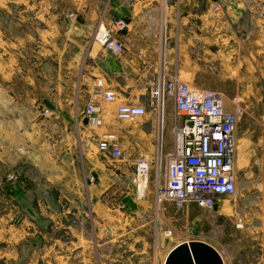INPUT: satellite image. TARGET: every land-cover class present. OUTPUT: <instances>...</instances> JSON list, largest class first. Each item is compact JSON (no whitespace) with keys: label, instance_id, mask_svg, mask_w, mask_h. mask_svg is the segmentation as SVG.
<instances>
[{"label":"crops","instance_id":"crops-1","mask_svg":"<svg viewBox=\"0 0 264 264\" xmlns=\"http://www.w3.org/2000/svg\"><path fill=\"white\" fill-rule=\"evenodd\" d=\"M23 1L26 4L27 0ZM105 1L76 0L74 4L79 18L70 17L69 12L65 18L74 22L65 30L73 35L52 40L50 48L48 41L42 39V33L49 31L47 28H37L41 39L38 45H33L31 14L27 8L19 10L22 13L19 12L17 17L13 8L0 13V190L7 193L11 201L4 207L7 212H0V223H6L8 234L1 241L9 242L13 247L17 248L26 236L35 233L29 227L35 220L51 222L56 228L68 230L65 232L77 239L71 251L81 246V239L87 242L88 248L91 247L92 238L85 234L84 217L91 200L90 210L98 209L93 201L110 191L117 177L128 184L134 173V167L130 171L128 158L136 152V145L138 151L155 152L157 130L154 122L139 124L144 125L141 131L148 135L145 140H139L140 134H136L137 128L134 127L117 131L125 158L127 155L123 161L125 166L121 168L125 175L116 172L112 178L113 171L105 160L101 161L103 169L97 173L98 184L91 185L84 174L78 173L76 161L80 156L88 163L90 158L96 159L91 151L95 136L82 114L94 97L91 84L95 78L103 77L119 96L131 95L142 90L148 77L166 68L169 49L193 47L202 42L207 44L202 41L201 33L207 28L208 16L200 6L201 0H109L103 23L108 25L117 17L128 21V28L119 34L125 49L122 54L113 55L96 41L89 48L87 38L98 25L100 6ZM6 2L0 0L2 4ZM63 14L64 7L55 16L63 18ZM55 30L60 36L61 29L56 27ZM116 106L111 108L113 115ZM44 109H52L55 113L44 115ZM15 167L23 168L24 184L4 182L6 173ZM121 183L118 186L124 192ZM125 192L120 201L126 205L120 227L127 223L130 229L126 227V233L135 232L136 237L143 239L141 231L151 223L154 233L159 235L156 248L149 257L150 264H165L174 247L191 240L205 242L218 253L227 250L221 255L224 264H264L262 218L259 219L262 222L260 228L248 226L259 223L258 218L246 222L244 228L250 234L246 245L241 247L243 239L235 237L239 231L236 221L232 222L231 242L224 237L227 231L221 198L216 200L212 209L191 204L185 212H177L171 204L157 206L151 191L148 195H139L135 188L127 185ZM144 204L153 216H145ZM111 222L108 216L103 224L109 232L105 244H112L123 235L117 233V223ZM166 230H170L171 235L162 239ZM104 264L111 262L105 260Z\"/></svg>","mask_w":264,"mask_h":264},{"label":"rangeland","instance_id":"rangeland-1","mask_svg":"<svg viewBox=\"0 0 264 264\" xmlns=\"http://www.w3.org/2000/svg\"><path fill=\"white\" fill-rule=\"evenodd\" d=\"M6 1L4 4L0 3V13H4L3 10L6 11V8H13L16 10L17 17L19 12L22 13L19 10L24 8L29 10L32 25L30 33L33 45H38L41 39L37 28H47L49 30L42 33V39L48 41L49 48L52 46V40H60L73 35V33H67L65 30L69 26H73L74 22L70 18H65L68 12L72 13L73 17L79 18L76 11L77 7L74 4L76 0H27L26 4L23 0ZM109 4L110 1L106 0L100 6L98 23L105 18ZM200 6L203 10H206L208 16L207 28L201 33L202 41H207V44L203 45L202 42L193 47H173L169 49L168 60L165 64L166 68L163 69L169 74L179 75L183 81L193 88L219 92L229 109H233L235 104H239L243 108V115L236 126L237 155L235 168L238 193L232 197L222 198L221 204L223 206L222 211L224 214L222 217L224 218L225 231H227V236L224 237L230 243L232 222L236 221L237 226V223L242 221L243 226L237 227L239 231L235 237L236 239H243L241 247H244L250 234V231L244 228L246 222L256 221L255 219L258 218L259 223L248 224V226L260 228L262 227L261 221H264V0H201ZM62 7H64L63 18L59 15L56 17V12H59ZM42 12L47 13V15H41ZM10 20H12L11 17ZM55 24L56 26H53ZM56 27L61 29L60 36L58 31L55 30ZM94 31L87 38L89 48L94 42ZM81 72L82 65L80 74ZM149 79L150 77L145 81L142 90H137L130 95L131 100L136 102L146 100V87ZM236 97L238 101L234 102L233 99ZM97 100L102 103L104 110L102 124L91 129L95 136V144H92L91 151L95 153L96 159L90 158L88 163L80 156L76 161L78 173L84 174L91 185L98 184L100 179L97 173L103 169L101 163L103 160L107 162V165L113 171L112 178L115 177L116 172H123L121 168L125 166L123 161H125L127 155L126 158L125 155L123 158H113L108 153L100 151L99 141L102 139L103 134L110 130L127 131L134 127L137 128L136 134H140L138 136L141 141L148 136L141 131V129H144L143 126L148 122H154L157 130L155 152L150 154L151 152H145L141 149L138 151L136 145V152L130 154L128 158L131 162L129 165L130 171L134 167L135 173L136 157L141 154H148L152 157L149 184L144 193L148 195L147 193L151 191L154 194L156 178L160 171L161 176L164 174L165 153L171 151L173 144V125L176 121L173 100L168 99L166 102L161 126H159V116L153 109L149 108L147 116L140 118L138 121L118 120L116 112L114 115L111 112V108L116 103H107L101 98H97ZM50 110L53 115L55 111ZM140 121L143 122L140 123ZM159 130L163 134L160 141L163 143V155H160L162 162L160 170L157 166L158 158H160L157 147ZM146 132L148 131L146 130ZM141 147L142 143L139 145V148ZM134 173L128 184L123 183L121 177H117L116 182H112L109 188L110 191L107 190L100 197L97 196L93 202L97 207L99 206L98 209L91 208L90 210L92 200L87 206L88 214L84 216L87 230L85 234L92 238L91 247L88 248L87 242L81 239L79 243L81 246L71 251V247L75 246L74 243L77 239H74L70 232H65L68 230L56 228L54 223L51 222L45 223L35 220L29 226L35 233L26 236L27 238L22 242L17 240L20 244L16 248L7 241H1V238L7 237L8 234L6 223H0V264H104L105 260L108 263L111 262V264H150L149 257L156 248L159 239L158 233H154L152 224L148 223L144 226L140 234L144 236L143 239L136 237L135 232L127 234L125 229L129 227L127 223L122 227L119 225L121 221L123 222L122 219L125 218L123 211L126 209V205L120 201L126 193L127 185L136 190L133 181ZM11 174H14L16 179L10 180ZM23 174L22 167H15L6 173L4 182L6 184H19L21 182L24 184L26 176H23ZM123 174L125 175V172ZM163 177L164 175L162 180ZM27 178L30 177L27 176ZM121 181L124 192L118 186ZM99 188L102 189V187ZM8 197L7 193L0 190V205L3 204L0 212L1 210L4 212L7 210L4 207L11 202ZM147 207L144 204L142 208L148 218L153 216V213L149 212ZM103 209L104 212H102ZM108 216L112 219L111 223H117L115 225L117 233L123 234L121 238H116L117 240L112 244L104 243L106 234L108 235L109 232L107 233L103 224ZM81 218L83 220V217ZM260 218H262L261 221ZM76 221H79V219L76 218ZM164 235L162 239H167L169 238L167 236H170L166 235L165 232ZM17 237H19V232H17ZM119 238L123 240H119ZM118 240L119 242H117ZM249 242L252 245V242ZM142 250L144 252H141Z\"/></svg>","mask_w":264,"mask_h":264},{"label":"built area","instance_id":"built-area-1","mask_svg":"<svg viewBox=\"0 0 264 264\" xmlns=\"http://www.w3.org/2000/svg\"><path fill=\"white\" fill-rule=\"evenodd\" d=\"M69 15L74 16L72 13ZM128 24L123 17L110 20L108 25L101 20L94 31V41L109 53L120 55L125 46L119 34L128 28ZM91 88L94 97L82 111L91 127L103 122L104 108L97 98L107 103H116V118L128 121H138L147 114L149 108L155 110L158 116L161 111L165 114L167 100H173L176 118L173 144L171 151L165 153L163 180L161 171L156 178L154 200L157 206L169 203L177 212H185L191 204L212 209L217 199L238 193L236 126L243 115V108L239 104L229 109L219 92L193 88L179 75L169 74L165 69L148 80L145 101L136 102L130 99V95H117L103 77L95 78ZM233 101H238L237 97ZM50 113V109L43 110L44 115ZM99 150L113 158H123L125 154L117 131L103 134ZM161 164L160 156L157 163L159 170ZM151 169L150 155L141 154L136 157L133 181L139 195H143L148 187ZM12 179H16L14 174L10 175ZM242 226V221H239L237 227ZM165 234L171 235V231L166 230ZM219 253L222 255L224 251Z\"/></svg>","mask_w":264,"mask_h":264},{"label":"water","instance_id":"water-1","mask_svg":"<svg viewBox=\"0 0 264 264\" xmlns=\"http://www.w3.org/2000/svg\"><path fill=\"white\" fill-rule=\"evenodd\" d=\"M87 123V119L84 120ZM165 264H224L222 256L209 244L191 240L174 247Z\"/></svg>","mask_w":264,"mask_h":264},{"label":"bare ground","instance_id":"bare-ground-1","mask_svg":"<svg viewBox=\"0 0 264 264\" xmlns=\"http://www.w3.org/2000/svg\"><path fill=\"white\" fill-rule=\"evenodd\" d=\"M164 119V114L161 111L160 116H159V126H161V122L163 123ZM161 128V127H160ZM163 128V127H162ZM161 130V129H160ZM159 130V142H158V148H159V157H160V149H161V139H162V132ZM160 158L158 159V164H159Z\"/></svg>","mask_w":264,"mask_h":264}]
</instances>
